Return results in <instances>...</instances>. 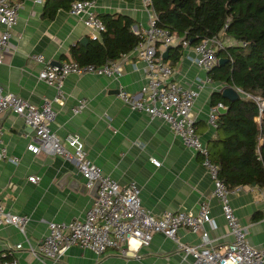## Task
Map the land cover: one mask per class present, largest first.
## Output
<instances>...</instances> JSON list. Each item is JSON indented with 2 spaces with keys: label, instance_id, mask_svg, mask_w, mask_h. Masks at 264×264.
I'll return each mask as SVG.
<instances>
[{
  "label": "crops",
  "instance_id": "0c3cea01",
  "mask_svg": "<svg viewBox=\"0 0 264 264\" xmlns=\"http://www.w3.org/2000/svg\"><path fill=\"white\" fill-rule=\"evenodd\" d=\"M46 1L19 0L18 19L0 62V83L4 89L37 104L45 96L53 97L55 88L38 78L42 63L31 54L42 53L52 62L62 61L72 58L71 46L86 47L93 33L101 38L67 7H59L52 17L46 16L43 11ZM93 10L97 15H128L134 20L131 29L135 32L147 24L153 13L144 0H94ZM194 54L192 45L183 48L180 58L172 64L173 78L199 90L192 114L197 132L208 145L215 134V127L208 122L213 106L211 94L229 84L206 82L207 71L193 61ZM117 59L123 67L119 77L96 73L66 76L62 84L64 102H53L56 116L51 128L63 142L67 134H78L87 156L120 184L135 181L140 187L142 205L153 214L165 209L196 211L200 201L207 198L215 226L206 222L204 227L216 246L229 242L232 235L218 200L211 195L212 180L201 155L185 146L164 120L132 109L120 98L119 87L134 98L140 97L145 77L143 62L131 50ZM79 98L85 99L86 104L74 113L71 107ZM0 128L8 156L17 157V160L0 158V202L29 216L25 233L12 224H0V261L15 255L22 264H192L191 258H184L174 240L162 232H155L148 245L139 246L135 256L111 250L97 255L89 248L71 245L58 260L36 258L28 244H36L47 233L51 220L83 217L97 187L86 186L75 160L28 150L33 131L18 114L11 111L0 114ZM150 157L159 160V164L151 162ZM32 175L37 178L29 179ZM231 203L245 226L248 241L264 245V186L240 185ZM200 234L187 228L177 230L179 239L187 243L199 242ZM18 242L23 247L12 252L11 247ZM130 244L137 246L133 240Z\"/></svg>",
  "mask_w": 264,
  "mask_h": 264
},
{
  "label": "built area",
  "instance_id": "2783aa9c",
  "mask_svg": "<svg viewBox=\"0 0 264 264\" xmlns=\"http://www.w3.org/2000/svg\"><path fill=\"white\" fill-rule=\"evenodd\" d=\"M149 6L150 0H144ZM19 0H0V62L3 49L7 46L11 31L18 19ZM94 0H72L68 7L71 14L82 17L86 26L101 34L105 24L94 10ZM140 39L131 52L143 62L145 81L141 86V96L134 98L127 90L118 88L120 98L132 109L147 112L151 118L164 120L173 132L180 137L185 146L201 155V162L207 169L212 180L211 195L219 203L221 214L232 239L225 244H213L204 224L215 226L207 198L200 201L196 211L192 209H165L158 214L142 205L140 187L135 181L122 185L111 175L104 173L99 165L86 154L84 142L78 134H67L64 142L51 128L56 110L53 102L63 104V80L69 74L83 75L85 73L104 74L119 77L123 67L119 59H107L101 64L79 63L68 58L59 63L46 59L42 53L31 56L42 63L37 76L40 80L54 86L53 97H43L37 104L30 102L20 95L4 89L0 83V114L11 111L21 116L33 131L31 141L26 148L35 154H60L66 159L75 160L77 169L84 177L86 186L96 185V196L83 217L72 218L68 221H49L47 233L37 240L36 244H28V248L36 258L46 257L52 261L58 260L61 254L71 245L89 248L97 255L115 251L121 255H136L139 246L148 245L155 232H162L171 237L182 256L190 257L192 264H264V245H253L248 241L247 231L234 211L231 197L240 189V185L229 186L219 174L220 166L210 155L209 146L201 139L196 129L192 108L199 94L197 88L184 86L173 78L174 68L165 60L162 51L168 44L179 41L183 47H190V42L181 36L170 33L166 28L156 24L154 12L147 24L140 30ZM92 39H98L92 34ZM221 34L205 37L193 46V61L208 71L219 62L218 48L226 45L245 44L243 41L231 40ZM125 54V53H124ZM206 82L212 79L207 75ZM235 90L240 96L256 101L259 112L264 108V98L258 94L245 91L239 87ZM86 104L85 99L79 98L71 109L74 113L80 111ZM218 107H225L222 102L211 106L208 122L216 127L219 115ZM261 142V141H260ZM72 147L69 149L66 144ZM8 156L2 139L0 128V158ZM151 162L159 164V160L150 157ZM35 180L37 176H29ZM29 221L27 214L12 211L0 202V224H12L25 233ZM187 228L197 233L200 231L201 240L197 243H187L179 239L177 230ZM136 243V247L130 241ZM23 247L22 242L16 243L13 250ZM0 264H22L17 256L0 261Z\"/></svg>",
  "mask_w": 264,
  "mask_h": 264
},
{
  "label": "trees",
  "instance_id": "16d2710c",
  "mask_svg": "<svg viewBox=\"0 0 264 264\" xmlns=\"http://www.w3.org/2000/svg\"><path fill=\"white\" fill-rule=\"evenodd\" d=\"M72 0H47L44 14L52 17L59 7ZM156 24L188 39L195 45L205 37L230 36L245 44L217 49L227 58L214 65L207 75L215 82L237 86L264 98V0H150ZM105 24L100 39L90 38L86 47L71 46L72 58L79 63L101 64L129 52L140 39L131 29L134 20L122 13H102ZM181 41L168 48L163 57L174 64L183 51ZM222 102L214 137L208 146L218 162L219 174L229 186L255 183L264 186V108L259 112L252 98H228L213 91L210 103ZM261 141V142H260Z\"/></svg>",
  "mask_w": 264,
  "mask_h": 264
},
{
  "label": "water",
  "instance_id": "95a60500",
  "mask_svg": "<svg viewBox=\"0 0 264 264\" xmlns=\"http://www.w3.org/2000/svg\"><path fill=\"white\" fill-rule=\"evenodd\" d=\"M171 46V44H168L167 47L162 51V56L166 57L168 54V48ZM227 58L225 57H219V62L218 64L223 63L224 61H226ZM60 61H53V63H59ZM223 96H226L228 98H235L239 96V93L235 90L234 87L228 85L225 86L222 91H221ZM219 112H224L226 110V107H218ZM254 185V183H253Z\"/></svg>",
  "mask_w": 264,
  "mask_h": 264
},
{
  "label": "rangeland",
  "instance_id": "374dc122",
  "mask_svg": "<svg viewBox=\"0 0 264 264\" xmlns=\"http://www.w3.org/2000/svg\"><path fill=\"white\" fill-rule=\"evenodd\" d=\"M222 35V37H225V35L224 34H221Z\"/></svg>",
  "mask_w": 264,
  "mask_h": 264
}]
</instances>
